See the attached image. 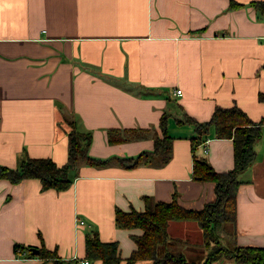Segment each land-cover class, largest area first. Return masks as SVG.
I'll return each instance as SVG.
<instances>
[{
	"label": "crops",
	"instance_id": "crops-1",
	"mask_svg": "<svg viewBox=\"0 0 264 264\" xmlns=\"http://www.w3.org/2000/svg\"><path fill=\"white\" fill-rule=\"evenodd\" d=\"M232 1L242 6L0 0V166L17 168L24 154L63 165L69 121L90 133L91 157L111 159L80 164L60 192L41 190L36 179H0V264H50L29 255L42 247L63 260L86 259L85 236L93 232L102 242L116 241L118 264H127L136 247L131 235L140 230L117 227L116 209L142 212L144 197H175L192 210L215 200L213 183L192 179L195 127L175 119L186 114L206 122L216 107L233 105L254 122L264 116L257 100L264 91V17L249 5L264 0ZM163 113L172 138L169 161L119 163L153 150ZM206 137L207 152L200 144L197 154L217 172L230 170L231 140L215 138L212 126ZM254 150L236 190L235 246L264 247V126ZM167 233L187 261L204 262L208 249L197 223L172 221Z\"/></svg>",
	"mask_w": 264,
	"mask_h": 264
},
{
	"label": "trees",
	"instance_id": "trees-1",
	"mask_svg": "<svg viewBox=\"0 0 264 264\" xmlns=\"http://www.w3.org/2000/svg\"><path fill=\"white\" fill-rule=\"evenodd\" d=\"M264 17V1H254L249 4ZM242 5L230 0V8ZM257 100L264 103V91L259 92ZM167 114L160 119L161 138H155L151 152H143L136 157L121 159L119 163L135 166L145 163L149 157L157 156L162 163L169 161L171 156L172 138L166 129ZM178 124L191 123L195 127V137L191 139L193 147L192 179L214 184L215 200L206 204L202 209L192 210L183 208L176 198L170 202L155 201L144 197V210L125 212L115 211L114 221L117 227L126 230H140L139 235H131L135 249L126 259L127 264L147 261L150 264H195L185 259L183 254L174 246L168 237L167 226L172 221L195 222L202 230L203 242L213 244L207 258L201 264H224L222 257L231 256L235 264H264V247L235 246L229 253L220 245L221 241L234 242V223L236 211V190L241 183L239 176L254 162V144L261 138L264 116L257 122L252 121L238 106L229 108L216 107L210 119L197 122L186 114L182 119H175ZM67 133L66 162L58 166L49 158H30L24 154L17 168L0 166V179H6L12 184L26 179H36L41 190L65 191L71 185L70 171L80 164L101 166L111 159H98L88 154L91 135L79 132L72 121ZM213 127L217 139H229L233 147V166L226 172H217L200 155L197 146L207 139L209 127ZM230 227V228H229ZM176 245V244H175ZM216 246V248H215ZM85 258L89 261H99L100 264H118V243L116 241L102 242L97 232L86 234L84 241ZM31 257L50 262V264H78L76 260H63L54 251L45 248L38 249V254Z\"/></svg>",
	"mask_w": 264,
	"mask_h": 264
},
{
	"label": "rangeland",
	"instance_id": "rangeland-1",
	"mask_svg": "<svg viewBox=\"0 0 264 264\" xmlns=\"http://www.w3.org/2000/svg\"><path fill=\"white\" fill-rule=\"evenodd\" d=\"M230 228V227H229ZM204 244V247L206 248V249H208V254H209V251H210V249H212V245L213 244H211V243H209V244H205V243H203ZM220 245H222L226 250H227V252H228V254L229 253H231V252H233V248H234V244L232 243V241H229V242H227V241H221L220 242ZM215 248H216V246H215ZM204 249V248H203ZM203 249H202V252H203ZM208 254L206 255V257H205V259L207 258V256H208ZM204 255V254H203ZM222 262L224 263V264H235L234 263V259L231 257V256H229V255H227V256H224V257H222ZM89 261V260H88ZM89 263H90V261H89Z\"/></svg>",
	"mask_w": 264,
	"mask_h": 264
},
{
	"label": "built area",
	"instance_id": "built-area-1",
	"mask_svg": "<svg viewBox=\"0 0 264 264\" xmlns=\"http://www.w3.org/2000/svg\"><path fill=\"white\" fill-rule=\"evenodd\" d=\"M174 93H175L176 95H180L181 91L178 90V89H176V90L174 91ZM208 141H209L208 139H205V141L202 143V147H203L202 150H203V153H206L207 150H208ZM78 223H79V225H82L84 222H83V221H79ZM73 260H76V261L78 262V264H89V261H88L87 259L77 260V259L73 258Z\"/></svg>",
	"mask_w": 264,
	"mask_h": 264
},
{
	"label": "water",
	"instance_id": "water-1",
	"mask_svg": "<svg viewBox=\"0 0 264 264\" xmlns=\"http://www.w3.org/2000/svg\"><path fill=\"white\" fill-rule=\"evenodd\" d=\"M31 252L33 253V254H38V250L37 249H31Z\"/></svg>",
	"mask_w": 264,
	"mask_h": 264
}]
</instances>
